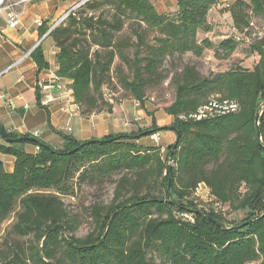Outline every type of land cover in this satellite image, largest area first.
<instances>
[{"label": "trees", "instance_id": "16d2710c", "mask_svg": "<svg viewBox=\"0 0 264 264\" xmlns=\"http://www.w3.org/2000/svg\"><path fill=\"white\" fill-rule=\"evenodd\" d=\"M175 2L169 14L150 0H85L50 31L55 75L70 80L83 117L111 112L125 99L143 105L160 69L180 63L171 75L173 98L162 106L173 123L152 121L144 131L84 141L58 133L61 148L0 124V153L14 158L10 172L0 160V229L12 219L0 241V264H264V214H251L264 210V106L255 114L264 103V32L249 38L253 20L264 23V0L224 5L232 32L214 42L208 34L219 1ZM240 43L258 56L251 68L234 64L203 75L182 61L207 49L226 59ZM30 56L38 70L48 67L39 45ZM111 70L126 96L102 93ZM233 101L235 111L219 112L218 105ZM200 111L203 118L189 117ZM161 130L175 133L164 154L135 141ZM26 144L37 150L25 151ZM107 183L115 184L110 202L92 207L93 230L77 236L62 197ZM200 184L209 202L196 197ZM225 210L247 215L229 221Z\"/></svg>", "mask_w": 264, "mask_h": 264}, {"label": "crops", "instance_id": "0c3cea01", "mask_svg": "<svg viewBox=\"0 0 264 264\" xmlns=\"http://www.w3.org/2000/svg\"><path fill=\"white\" fill-rule=\"evenodd\" d=\"M80 0H26L15 8L19 15V24L10 27L6 23L5 12H0V124L8 131L18 134L37 131V139L61 148L64 139L58 134L71 136L84 141L101 138L109 134L134 133L156 127H168L173 117L163 108L145 99L143 105L134 99L115 103L111 112H100L88 117L80 115L69 88L70 80L59 78L61 89L49 90L51 97L44 103L47 92L41 89L39 82L50 84L55 76V54L57 48L52 38L45 35V28ZM212 8L214 20L220 21L228 13L221 8L234 0H218ZM158 13L174 14L177 11L175 0H150ZM42 20V26L35 24ZM40 46L47 68L38 70L30 53ZM16 65L11 67L15 61ZM11 67V68H9ZM9 68V69H8ZM40 96L38 101L37 96ZM156 139L143 136L135 140L143 146H159L163 152L175 141V133L170 130L155 132ZM0 135V144H5ZM24 150L35 152V146L26 144ZM0 160L7 172L12 171L14 158L0 153Z\"/></svg>", "mask_w": 264, "mask_h": 264}, {"label": "rangeland", "instance_id": "374dc122", "mask_svg": "<svg viewBox=\"0 0 264 264\" xmlns=\"http://www.w3.org/2000/svg\"><path fill=\"white\" fill-rule=\"evenodd\" d=\"M224 19L216 22L214 24L213 32L208 34L211 41H218L220 37L229 35L232 30L230 26V17L224 15ZM254 27L251 30L250 39H257L258 36L262 35L264 32V23L259 18L253 20ZM222 35V36H219ZM248 38V39H249ZM247 43H240L237 49L226 59H217L213 55V51L210 49L205 50L203 56L195 57L191 53H187L183 56L182 61L184 63H191L194 64L197 69L203 75L211 74L215 71H221L229 68L231 65L237 64L241 65L242 67L251 68L255 62L258 60V56L255 54H248L246 52ZM115 64H118V61H115ZM181 67L180 63L174 64V66L165 64L164 68L160 69L161 72V79L160 81L152 82L151 84L147 85L146 88V99L152 98V103L157 104L159 106H164L168 104L173 98V88L171 83V75L176 71H179ZM124 74L128 75V70L126 67L123 68ZM110 78L108 83L103 87V94L105 96L113 95L115 97L119 96H126L125 91L120 88L118 77L115 74L114 70L110 72ZM166 152L164 149L163 154ZM114 185L111 183H107L101 187H88L84 186L73 196L62 197L63 203L66 209L69 212L70 216H74L76 219V231L75 234L77 236H84L87 233H90L94 226L95 222L91 215L92 207L94 205H105L109 203L112 196ZM196 197L199 200H203V202H209L212 197H210L208 189L205 186H198L196 190ZM199 209V206L197 207ZM225 212V217L230 221H237L242 219L246 214L245 211L240 212ZM262 212V208H257L251 212L253 215H260L264 214V210ZM183 219H191V214L189 213H182ZM3 222L0 229V241L5 232L6 228L8 227L10 221ZM25 242L27 240H24Z\"/></svg>", "mask_w": 264, "mask_h": 264}, {"label": "built area", "instance_id": "2783aa9c", "mask_svg": "<svg viewBox=\"0 0 264 264\" xmlns=\"http://www.w3.org/2000/svg\"><path fill=\"white\" fill-rule=\"evenodd\" d=\"M26 0H0V12L4 11L5 15H6V23L8 26L10 27H15L19 24V15L18 12L15 8V6L19 3V2H23ZM85 0H80L78 1L75 5H73L71 8H69L67 11H65L62 15H60L56 20L52 21L51 23L48 24V27L46 29L45 35H48L50 33V31L52 29H54L61 21H63V19L67 16V14L69 13V11L74 10L75 8H77L81 3H83ZM35 24L38 26H42V20L41 19H36L35 20ZM236 39L238 40L239 37H236ZM20 59H18L17 61H15V63H13V65H11V67H13L14 65H16L18 63ZM9 67V68H11ZM8 68V69H9ZM59 77H57L56 75L54 77H52V82L50 84H42V82H39V86L41 87V89H43L44 91L47 92L46 97L44 98V103L47 102V100L51 97V93L49 92L50 89L55 88V89H61L62 85L59 83ZM76 105V110L79 111V108L77 104ZM236 110V103L233 101V107H227V108H223L221 113H225V112H233ZM189 117H192L193 119H201L203 117H194L193 114H190ZM184 118V117H182ZM32 137L37 138L38 136V132L35 131L33 132V134L31 133ZM152 137L154 139H156V134H152ZM37 150V146H35V151Z\"/></svg>", "mask_w": 264, "mask_h": 264}, {"label": "bare ground", "instance_id": "6f19581e", "mask_svg": "<svg viewBox=\"0 0 264 264\" xmlns=\"http://www.w3.org/2000/svg\"><path fill=\"white\" fill-rule=\"evenodd\" d=\"M224 100H222L223 102ZM217 102V101H216ZM220 103V102H219ZM217 104V103H216ZM212 106V105H211ZM219 108V112H222V109L223 108H227V107H233V102H224L223 105H218L217 106ZM236 108H237V105H236ZM201 113H199V115H197V117H201V116H204L203 115V111H200ZM205 112V111H204ZM196 116V115H194Z\"/></svg>", "mask_w": 264, "mask_h": 264}, {"label": "water", "instance_id": "95a60500", "mask_svg": "<svg viewBox=\"0 0 264 264\" xmlns=\"http://www.w3.org/2000/svg\"><path fill=\"white\" fill-rule=\"evenodd\" d=\"M264 106V103H262L261 105H260V107L257 109V111H256V118H258V113H260V108L261 107H263ZM259 131H258V129H257V133H258ZM169 196V195H168ZM199 214H204V213H202V212H200ZM211 221H214L213 219H211V218H209ZM216 224L218 225V227H220L221 229H225V228H227V226L224 224V223H221V222H216Z\"/></svg>", "mask_w": 264, "mask_h": 264}]
</instances>
